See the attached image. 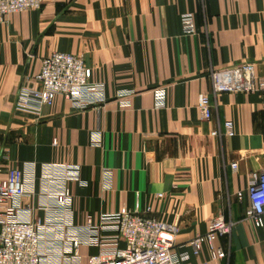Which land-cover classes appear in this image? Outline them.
I'll list each match as a JSON object with an SVG mask.
<instances>
[{
    "label": "crops",
    "instance_id": "obj_1",
    "mask_svg": "<svg viewBox=\"0 0 264 264\" xmlns=\"http://www.w3.org/2000/svg\"><path fill=\"white\" fill-rule=\"evenodd\" d=\"M184 13L194 14L195 35H183ZM53 53L82 56L89 80L105 84L106 104L77 111L57 96L39 113L15 109L19 87L36 86ZM242 63L264 80V0H44L12 14L0 22V179L34 164L22 210L45 220L44 166L76 168L78 180L67 184L76 226L139 212L178 226L185 264H264V227L246 219L250 178L264 171V92L215 94L211 78ZM125 90L134 94L121 107L116 95ZM157 90L166 93L160 108ZM203 94L210 120L198 109ZM226 121L234 137L224 135ZM219 216L234 226L216 241L225 257L211 260L207 245L194 256L189 242ZM96 253L82 247L83 264Z\"/></svg>",
    "mask_w": 264,
    "mask_h": 264
},
{
    "label": "built area",
    "instance_id": "obj_2",
    "mask_svg": "<svg viewBox=\"0 0 264 264\" xmlns=\"http://www.w3.org/2000/svg\"><path fill=\"white\" fill-rule=\"evenodd\" d=\"M44 0H0V22L12 14L39 10ZM183 35L196 34L193 13L181 15ZM213 91L223 93L264 92V80L256 76L252 63L217 70L211 73ZM36 86L21 85L15 109L39 113L52 106L57 96L84 111L100 108L107 102L105 84L91 82L82 56L53 53L42 60L40 73L32 78ZM134 91H119L116 100L121 107L130 105ZM164 90L155 92L156 107L165 106ZM198 109L203 120L212 118L213 107L208 95H200ZM226 137L235 136L232 121L223 125ZM215 130L213 136H221ZM92 146L101 145V134L92 133ZM232 168H238L237 163ZM34 164L9 169L0 179V264H83L81 248H96L98 253L87 258V264H185L191 255L175 251L178 226L167 224L139 212L120 211L102 214L98 224L89 221L76 226L72 196L68 182L78 180L76 168L47 165L43 168L41 208L46 219H31L22 210V200L30 196L34 182ZM108 179L110 175L106 176ZM250 207L246 219L256 228L264 227V171L253 173L249 184ZM161 197V196H160ZM233 223L219 216L211 221L206 233L197 235L189 244L199 256L204 245L211 260L225 257L216 241L232 233Z\"/></svg>",
    "mask_w": 264,
    "mask_h": 264
}]
</instances>
